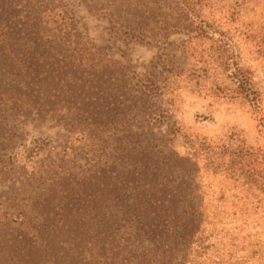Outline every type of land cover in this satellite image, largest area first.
<instances>
[{
  "label": "rangeland",
  "instance_id": "1",
  "mask_svg": "<svg viewBox=\"0 0 264 264\" xmlns=\"http://www.w3.org/2000/svg\"><path fill=\"white\" fill-rule=\"evenodd\" d=\"M203 24L213 39L196 31ZM234 70L259 111L237 97ZM232 134L264 154V0H0V264L134 262L123 221L59 224L47 239L39 219L21 220L122 219L149 168L164 206L187 195L183 210L223 214V261L264 264V219L238 212L253 208L250 193L184 149L186 135L218 144Z\"/></svg>",
  "mask_w": 264,
  "mask_h": 264
},
{
  "label": "trees",
  "instance_id": "2",
  "mask_svg": "<svg viewBox=\"0 0 264 264\" xmlns=\"http://www.w3.org/2000/svg\"><path fill=\"white\" fill-rule=\"evenodd\" d=\"M192 7L185 6V14L189 13ZM214 29L205 24L196 28L200 36L205 39H213ZM211 31V32H209ZM233 64L225 63V69L231 70ZM235 85L237 97L245 100L254 110H260V96L254 88L249 78H244L237 70L230 76ZM180 132L177 129L172 133L176 135ZM184 149L186 155L198 165L202 162L205 171L225 174L228 179L238 183L250 193L254 206L251 211L240 209L239 216L242 218L257 217L264 219V154L249 148L243 140L236 134H232L221 140L218 144H211L203 139L193 136H184ZM131 172L127 173L129 176ZM144 181L150 182L148 189L140 188L137 197L134 199L133 214L122 212L118 214L107 212L106 214L89 213L90 217L83 218L78 212L64 210L51 213L49 211H29L21 221L40 220L43 234L55 238L54 230L59 224L73 225L80 222L91 224L93 231L97 226L109 228V223L123 221L121 234L127 236L124 240L126 244L133 247L136 256L130 257L134 262L129 264H239L231 263L229 260L223 261L224 254L220 253V248L224 245L217 243L214 233L217 225L222 221L223 214L213 212L208 215L203 210L202 204L194 205L190 210H183L180 205L185 203L187 195H178L164 206L162 192L158 191L155 183L158 178L152 168L140 172ZM150 176L151 178H147ZM147 178V179H146ZM154 183V188L150 187ZM109 213V214H108ZM237 215V212L234 213ZM262 216V217H260ZM126 229V230H125ZM51 233H48V232ZM42 234V232H41ZM44 236V235H43ZM41 241V237H37ZM214 241H211V240ZM132 240V241H130ZM52 241H49L51 243ZM230 247V245H229ZM232 247V246H231ZM255 254L262 259L263 252L260 247L255 246ZM70 264L73 260L69 257L56 261L44 260L43 264Z\"/></svg>",
  "mask_w": 264,
  "mask_h": 264
}]
</instances>
